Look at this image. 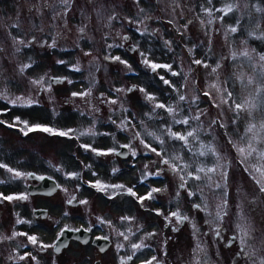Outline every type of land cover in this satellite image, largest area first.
<instances>
[{
	"label": "rangeland",
	"instance_id": "374dc122",
	"mask_svg": "<svg viewBox=\"0 0 264 264\" xmlns=\"http://www.w3.org/2000/svg\"><path fill=\"white\" fill-rule=\"evenodd\" d=\"M225 3L238 7L221 21L218 17L222 13L216 9L223 8ZM206 8L213 10L211 17L204 12ZM257 8L261 11H256ZM209 19L212 20L211 24L208 23ZM201 20L205 23L201 24ZM230 26H236L237 31L231 33ZM80 28L84 29L83 33L79 31ZM125 34L130 37L128 42L123 39ZM262 35L264 0H211V4L208 0H139V4L135 0H70L66 12L60 0H0V94L8 98H0V121L7 122L0 124V163L21 173L34 170L55 175L60 181L58 192L42 201L31 197L28 192L27 176L13 179L11 173L0 168V193L5 196L28 194L27 200L0 201V237H11L13 232H19L36 235L43 243L53 240L51 230L38 225L49 224L38 222L34 225L32 222L33 203L37 205L43 202L53 213L57 211L56 231L62 225H88L98 217L108 221L113 206L120 210L125 206L129 209L125 212L130 214L133 208L129 203L133 202L128 194L124 193V197L120 198L117 190L114 193L119 194L118 201L107 202L98 191L88 186L92 178L90 175L96 174L94 182L99 180L109 185L125 184L130 187L122 180L123 175L130 177L129 182H135L141 176L144 178L146 173L163 169L161 178L165 179L153 181V185L165 191L152 199L150 207L155 210L144 213L141 236L146 237L159 226H165L164 216L179 209L189 220L183 223L176 236L160 239L161 243L168 242L162 247L167 256L171 257L173 251L180 256L183 264H217L219 259L223 264H253L254 260L258 264L264 259V192L260 191L259 185L249 174L251 172L259 178V174L252 170V165L257 164L258 160L253 154L241 164L243 157L233 145L246 147L253 135L247 129L250 124H255L257 141L253 142V147L264 150V129L260 127L264 123V106H260L257 99L258 107L251 110V115L248 111H241L236 118L233 112L213 106V100L219 103V96L210 85L227 87L237 102L244 98L255 99L256 88L264 85V70L261 69L264 62L259 60V55L264 54ZM17 40L25 43L19 44ZM53 40L55 47L50 46ZM165 41L170 43L166 44ZM127 43L134 44L135 51L130 52L126 48ZM108 44L113 47L107 48ZM189 49L192 51L189 52ZM244 51L249 53V57L241 55ZM141 52L154 63L171 65L172 71L179 75L173 76L163 67L152 71L143 64ZM232 53H236L235 59ZM106 55L120 56L131 68L106 60ZM61 60L65 63H57ZM193 60H202L209 67L194 64ZM24 65L31 67L22 72ZM217 65L219 68L213 72ZM74 66H78L80 71L73 70ZM51 76L66 79L62 83H52L50 91L30 83L44 77L46 86ZM161 76L175 88L165 84ZM249 78L253 80L251 85L247 83ZM68 80L72 83H68ZM132 86H136V89L127 91ZM141 88L145 92L139 91ZM115 89L124 91L117 93ZM89 90L91 94L88 96H72L73 92ZM204 92H209L211 99L204 96ZM145 93L156 97V102L175 106L177 120L200 115L199 121L190 120L191 128L198 129V139L190 138L187 147H183L182 142L170 139L166 129L184 132L189 126L174 123L172 116L164 109H154L153 102L145 98ZM180 94L185 95L188 102L179 101ZM17 97L30 98L34 103L31 106H13L8 102ZM192 97L199 99L193 104L190 103ZM261 97L264 98V93H261ZM110 100H117V103H109ZM16 117L29 125L38 124L64 131L73 129L74 132L69 136H60L33 130L25 135L20 130L23 124L7 126ZM122 124L125 126L122 127ZM221 124L225 127H221ZM89 129L96 135H80ZM135 133H139L138 138H134ZM148 133L160 136L165 141L163 148L168 157H182L183 162L190 165L189 171L200 165L213 166L215 158L212 155L196 154L201 150V144L212 146L220 156V163L228 166L227 180L212 173L209 174L212 179L208 180L201 174V180L188 179L186 189H180L178 175L168 171L167 166L159 163L160 158L140 143V140H144L160 150L158 141ZM76 140L80 143H76ZM121 143L131 145V150L137 154H131L128 164L118 166L115 172V167L107 169L104 165L116 159L111 157L112 154L107 155L111 160H100L81 147L82 144H90L93 148L107 150L118 148ZM98 160L102 168L94 167ZM132 163H137L136 168L132 167ZM85 167L90 175H84ZM98 171L103 176H99ZM69 173H78L79 176L70 177ZM217 182L222 185L221 188L215 187ZM76 190L79 200L88 203L66 206L64 199L73 196ZM189 191L195 195L189 197ZM146 194L144 188L143 195ZM224 201L227 202L226 207H218ZM193 204L201 205L203 215ZM156 210L164 215H157ZM218 210L222 215L227 213L222 220L215 219ZM71 215L74 219L68 218ZM18 219L28 223L18 224ZM119 219L123 221L121 216ZM210 221L213 223L210 224ZM221 222L222 230L225 227L226 231L231 230L244 239L243 255L230 257L229 249L213 239L210 233H215V225ZM171 225H177L175 218L168 226ZM237 225L245 228L249 235L244 237ZM207 230L210 232L208 235ZM135 241L134 237L130 242ZM238 241L241 240L238 238ZM25 244L28 247H24ZM72 249V258H78V264H88L87 255L94 252L91 246L75 245ZM25 253L30 255L21 260L20 256ZM32 256L36 259L32 260ZM37 262L54 264L23 235L0 241V264Z\"/></svg>",
	"mask_w": 264,
	"mask_h": 264
},
{
	"label": "snow or ice",
	"instance_id": "6c2138e0",
	"mask_svg": "<svg viewBox=\"0 0 264 264\" xmlns=\"http://www.w3.org/2000/svg\"><path fill=\"white\" fill-rule=\"evenodd\" d=\"M135 2L137 4H139V0H135ZM60 3L62 5H64L65 12H66L70 6V0H60ZM208 3L211 4V0H208ZM236 7H238V5H233L231 3H225L223 8L216 9V11L222 13V15L220 17H218V19H220L222 21L224 19V16L228 15L230 12H233ZM140 11H143V9H141ZM256 11H261V9L257 8ZM204 12L209 17H211L213 10L211 8H206V9H204ZM110 19H115V17H111ZM129 23H133V22L129 21ZM200 23L204 24L205 21L201 20ZM208 23L211 24L212 20L209 19ZM185 27H187V25H185ZM79 31L81 33H83L84 29L80 28ZM229 31L231 33H235L237 31V27L236 26H230ZM260 38L264 39V35H262ZM13 39L15 40L16 38H13ZM123 39L127 40L128 37H123ZM16 42L19 44L25 43L23 40H17ZM165 43L169 44L170 42L165 41ZM50 46L55 47V41L54 40L52 42V45H50ZM115 46L116 47H122V45H115ZM112 47H113V45H111V44L107 45V48H112ZM191 51H192V49H189V52H191ZM85 55H91V53H85ZM140 55H141V57H143V61H142L143 64L146 67H149L152 71H156L157 69L163 67V68H166L169 71H171V74L173 76L179 75V73L172 71L171 65H160V64L154 63L151 60H149L143 52H141ZM241 55H243L245 57H249V53L247 51L242 52ZM232 58L233 59L236 58V53H232ZM105 59L111 60L114 62H119L121 64H124L129 69L131 68V66L128 65L127 61L122 60L120 56L106 55ZM259 60L264 62V54L259 55ZM57 63L63 64V63H65V61L61 60V61H57ZM193 63L197 64V65H202L205 68L209 67V65L202 60H193ZM28 67H31V65H24L21 68V71L23 72ZM217 68H219V65H217L216 68H213L212 71L215 72L217 70ZM261 69L264 70V64H261ZM73 70L80 71L78 66H74ZM64 79H66V78H64ZM160 79L165 84H168L171 87L175 88V86L171 85V82L167 79H164L163 76H161ZM62 82H64V80H62L60 78H56V77H50L46 86H45V78L44 77L30 81V83L37 85V86H40L43 90H46V91L51 90V84L52 83H62ZM67 82L72 83L71 80H68ZM247 83L249 85H251L253 83V80L251 78H249ZM210 87L215 89L218 96H219V103H217L215 100H213L212 101L213 106L217 107V108H222L223 110L233 112L234 116L236 118H238L239 113L241 111H248L249 115H251V110L258 107L257 103L255 102V100H257V99L260 100V106H264V98L261 97V93H264V85L258 86L256 88L255 99L244 98V99L240 100L239 102H237V99L233 97L232 91H230L227 87H222V86H219L217 84H212V85H210ZM135 89H136V86H133L132 88L127 89V91H133ZM115 91L117 93H119V92L124 91V89H115ZM139 91L145 92V90L142 88L139 89ZM176 91L179 92V89H176ZM90 94H91V91L89 90L87 92H82V93L73 92L72 96L73 97L88 96ZM203 95L207 96L211 99V95L209 92H204ZM0 98L8 99L3 94H0ZM145 98L148 101L153 102L154 109L155 108L164 109L167 113H169V115L172 116L174 123L189 126L188 129L184 132L172 131L171 128L166 129V134L168 135V137L170 139L182 142L183 147H187L189 145L190 138H191V140L198 139V129L191 128L190 120L199 121L200 115H196V116H192V117L185 116L183 119L177 120L176 119L177 108L175 106L166 105L164 103L156 102V97H154L151 94L145 93ZM198 99H199V97H192L190 103L194 104L197 102ZM178 100L181 102H188V98L183 94H180L178 96ZM8 102L10 104H12L13 106H31V104L34 103V101H32L30 98L25 99L24 97H17L15 100H9ZM18 102H19V104H18ZM108 102L112 103V104H116L117 100H110ZM0 114H2V113H0ZM233 122H235V120H233ZM5 123H7V122L0 121V124H5ZM128 123H130V121ZM212 123L215 124V123H217V121H212ZM16 124H23L24 127L21 128L20 130L22 132H24L25 135H27V132L33 131V130H40V131L48 132V133L53 134V135H60V136H69L72 132H74L73 129H68V130L64 131V130H58V129H55L52 127L42 126V125H38V124L37 125H29L27 121H21L19 117H16L14 122L7 124V126L8 127H14ZM124 126L125 125L122 124V127H124ZM220 126L225 127V125H223V124H221ZM260 127H261V129H264V123H262L260 125ZM255 128H256L255 124H250L248 129H247V132L252 133L253 135H252L251 139L249 140L246 147H242V146L238 147L236 145H233V147H236L238 154L241 157H243V159L240 160L241 164H244L246 160H248L250 157H253V154L256 155V159L258 160V163L252 165V170L255 173L259 174V178H257V176L253 175L251 172L249 174L252 176V179L255 181V183L257 185H259L260 191L264 192V150H258L257 148L253 147V142L257 141V134L254 131ZM25 129H27V131H25ZM80 135H96V133L92 129H89L86 132H81ZM148 135H151L156 141H158L159 145L161 146L160 150L158 151L157 148L152 147L151 144L145 143L144 140H140V143L144 146L145 149L149 150L152 153H155V155L160 158L159 163L161 165L167 166L168 171H171V172L178 175L179 180H180L179 187L181 189H186L188 179L201 180L202 179L201 174H203V177L207 178L208 180L212 179V176L209 175L210 173L218 174L220 179H222L224 181L227 180V175H228L227 168H228V166H227V164H221L220 163V156L217 153L216 149L213 148L212 146L201 144V150L196 154L199 156H206L209 154L212 155L215 158L213 166L206 167L204 165H200L198 168H195V169H192L191 171H189L188 169L190 168V165L187 163H184L182 157H180L178 155L173 156L171 158L168 157V155L165 153L164 148H163L165 141L163 139H161L160 136H157L155 133H148ZM138 137H139V133H135L134 138H138ZM77 138H79V137H77ZM229 143H231V141H229ZM81 147H83L86 151H88V150L92 151L95 155H109V154L125 155V153L117 152L115 147L107 149V150H100L97 148H93L90 144H82ZM119 147L128 148L131 150V145H119ZM188 150L191 151L190 148ZM131 154L133 156H135L137 153L135 150H131ZM88 167H90V166H88ZM145 167L147 168V165H145ZM0 168H4L9 173H11L13 179L23 178L25 176H33V178H37V179H41V180L45 179L44 177H35L34 174H31V173H21L20 171L14 170V169L8 167V165L2 164V163H0ZM58 171H59V169H58ZM113 171L114 172L118 171V169H114ZM162 171H163V169H160L155 173H146L144 175V179H147V177L151 176V175L158 176L161 174ZM245 171H248V168H245ZM68 175L70 177H74V178H78V176H79L78 173H69ZM0 182H2V181H0ZM91 186L96 188L98 191H101V192H106L108 189L121 190L123 193H126L132 197H135L137 199V202L140 203L142 206H143L145 200L154 199V195H153L154 193H158V192L163 191L160 188H151L147 192L146 195L138 196L137 193L133 190V188L126 187L125 185H122V184L109 185V184H105V183H102L101 181L97 180L95 183H91ZM215 187L221 188L222 185L219 182H217L215 184ZM64 191H67V189H64ZM188 195H189V197H191V196L195 195V193L189 191ZM109 198H112V197L110 196ZM27 199H28L27 193H20V194L7 195V196H5L3 193H0V201H3V200H7V201L27 200ZM74 202L78 203V204H85V205L88 203V201H86V200H77V197L74 195L71 196L67 200V204H69V205H72ZM226 205H227V202L224 201L223 205L218 206V207L222 208V207H226ZM193 207L197 210H202L200 204H193ZM156 214L161 215V216L164 215V213L159 211V210H156ZM226 214H227L226 212L223 213V215H226ZM65 215H67V213H65ZM223 215L221 214V211L218 210L216 212L215 219L216 220H222ZM173 218H175L177 225L183 223L184 221L189 220V217L182 215L181 212L179 211V209H177L175 211L169 212V214L167 216H164V219L166 221V226L172 224ZM129 219H130L129 217H122V220H124V221H127ZM17 223L18 224L19 223H28V221L18 219ZM102 223H104V221H102ZM107 223L110 224V222H107ZM209 223L211 224L213 222L210 221ZM193 228L195 229L194 224H193ZM237 228L240 229V231L243 233L244 237H247L249 235L248 231L245 228L241 227L240 225H237ZM173 230L176 231V230H178V228L174 226ZM77 231H79V230H77ZM86 231H91V229L90 228L86 229ZM214 231H215V234L217 236L220 235L219 228H214ZM19 235L25 236L27 238V241L31 245L37 246L41 250H45V249L51 247L56 252H59L60 251L59 245L61 243L60 237L64 235V231L62 230L58 234L56 242H54L52 244L43 243V241H40L36 235H29L28 233H19V232H13L11 237H0V241L12 239V238L19 236ZM118 235L123 236L125 240L128 239V237L123 232L118 233ZM154 235H156V233H148L149 237L154 236ZM238 238L241 240V244H243L244 243L243 238L234 237L233 239L235 240ZM105 239H107V237H105ZM85 242H87V241H85ZM24 247H28V244H25ZM122 247H123L122 244L117 245L118 249L122 248ZM131 247L134 250H141L145 247H149V245H147L143 241H141L140 243H133L131 245ZM197 248H199V244L197 245ZM101 251H103V249H101ZM241 251H243V249H241ZM29 255H30L29 253H25V255L20 256V259L25 260ZM237 255H239V253H237ZM31 259L35 260L36 257L32 256ZM127 259L131 260L132 256L131 255L128 256ZM154 262H155V264H159V261L155 255H153L150 259L143 261V264H154ZM37 264H38V262H37ZM120 264H127V262L125 261V259L123 257L120 258ZM197 264H199V262H197ZM253 264H257V262L254 260ZM258 264H264V259H261L258 262Z\"/></svg>",
	"mask_w": 264,
	"mask_h": 264
},
{
	"label": "flooded vegetation",
	"instance_id": "af4514ba",
	"mask_svg": "<svg viewBox=\"0 0 264 264\" xmlns=\"http://www.w3.org/2000/svg\"><path fill=\"white\" fill-rule=\"evenodd\" d=\"M76 143H80L79 140H76ZM119 145H126V144H119ZM92 146V145H91ZM79 147V146H77ZM122 149V147L116 148V151L119 152ZM85 150V149H84ZM85 152L87 153H92L94 154L92 151L88 150ZM131 155V150L127 148V155L125 157H121L120 155H115L112 154L111 157L114 156L113 159L114 161L112 162H105V168L107 169H113L115 167V169H118V166H125L128 164L129 161V156ZM100 160L104 159V160H111L109 158V156L107 155H96ZM112 163H114V165L110 166ZM84 165V162H83ZM94 167L97 168H102V164L101 162L98 160L96 161V163L93 164ZM132 167L136 168L137 163L134 164L132 163ZM125 169V168H123ZM34 172L37 175L43 176V175H47L50 178H53L56 183H57V188L54 191L53 194H34L30 192V185H34V186H39L41 184L40 180L37 179H31L29 178V176H27V190L28 192L31 194V197L37 198V199H42V201L45 198H50L53 197L58 190L60 189V181L58 179L57 176L55 175H51V174H41V173H37L34 170H31L29 172ZM28 172V173H29ZM157 171H152V173H155ZM162 174V173H161ZM161 174L156 176V175H152L151 178L147 177V179H144L142 176L139 177L135 182L134 180L129 182V178L126 177V174L123 175L122 180L129 184L130 188H133V190L137 193L138 196H144L143 195V190L145 188V190L148 192L151 188H159V186L157 185H153V181H157L158 179H165V178H161ZM84 175H90L89 174V169L87 167H85L84 169ZM98 175L99 176H103V173L101 171H98ZM143 175V174H142ZM96 174L92 173L90 175L89 179V187L91 188V190L95 189L96 191H98L96 188L91 186V183H95L94 179H95ZM79 182V181H78ZM91 182V183H90ZM125 185V184H122ZM126 186V185H125ZM149 186H151L149 188ZM181 189V188H180ZM109 190V189H108ZM108 190L106 192H101L98 191L100 196H103L104 199L107 202H114L116 203L119 199V194L114 193L117 190H111L110 192H108ZM164 192L165 189H162ZM169 190V189H167ZM185 190V189H182ZM120 193V198L124 197V193L121 190H118ZM160 194V192L158 193H154V198L155 196H158ZM74 196L77 197V200H79V193L76 190L73 193ZM112 198H109V197ZM129 198L131 199V201L133 202V204L129 203L131 209H132V213L127 214L125 211L129 210L126 209L125 206H123L122 210L116 208V206H113L110 210V213L112 214V216L109 218L108 221H105L104 217H98V218H94L93 222H91L90 224L86 225V224H69V225H62L58 231L55 230V227L57 226V220L59 218V215L56 211V213H53V211L48 207V205H46L45 203H37V205L35 203L32 204L31 207V215L33 217L32 222L34 223V225H37L38 222L43 223V224H49V226L46 225H40L38 224L41 228L43 229H50L51 230V239H53L51 242H47L45 244H52L54 242H56L57 240V236L58 234L62 231L63 228H73V229H79L81 227H83L84 229H91V231L89 232V240L86 243H83L80 240H75V239H71L69 241V243L67 244V246L63 247L62 249H60L59 252H56L53 248L49 247L45 250H42V252L44 254L47 255V258L49 260H51V263L54 264H78V258L74 259L72 258L71 255V251H73L72 247L77 245L79 247H84V246H91L94 249V252L92 255H87V259H88V264H120V258L123 257L125 259V261L127 262V264H143V261L150 259L153 255H155L159 261V264H183L180 256L178 254H176L175 252L172 251L171 253V257L167 256V252L164 251L162 249V247L164 245H167L168 242H164L161 243L160 239L162 237H164V239H170L173 236L177 235V232L181 230L183 223L179 224V225H171V227L169 226H159L158 229L153 230L152 233H156V235L149 237H142L141 235V230H142V226H143V215L146 212H150V211H154L155 208L154 207H150V203L152 201V199L149 200H145L143 206L137 202V199L135 197H132L130 195H128ZM69 198L64 199V204L66 206H75L78 205V203H73L72 205L67 204V200ZM186 199V198H185ZM109 206V203H108ZM45 210L46 216L43 217L41 216V214L35 215V211L36 210ZM200 214L203 215L202 210H199ZM234 213H236V211H233ZM41 213V212H40ZM129 217L130 219L127 221H121L119 219V217ZM68 218L74 219L73 215L68 216ZM102 221H104V223H102ZM107 222H110L107 223ZM221 224L219 225H215V228H219L220 230V235L217 236L215 233H210L208 230L206 231V234L208 235L209 233L213 236L214 240H218V244L221 246L226 247L227 249H229L230 251V257H239L241 255H243L244 253V249H245V243L241 244V241H238V239H233L234 237H237L235 235V233L231 232V230H225L223 228V230L221 229ZM156 225V224H155ZM177 227L178 230L174 231L173 227ZM99 228V230H98ZM112 231V232H110ZM115 231V232H113ZM120 232H125L124 234L128 237L127 240L124 239L123 236H119L118 233ZM158 235V236H157ZM157 236V237H156ZM104 238L101 245H97L95 244V239L96 238ZM105 237H107V239H105ZM136 238L135 242H130L133 241V238ZM156 237V238H155ZM155 238V239H154ZM141 241H143L145 244L149 245V247H145L141 250H134L132 249L131 245L133 243H140ZM118 244H122L123 247L122 248H117ZM101 249H103V251H101ZM241 249H243V251H241ZM115 253V255L113 256V254ZM134 253V254H133ZM237 253H239V255H237ZM75 254V252H74ZM109 255V257H107ZM132 256L131 260H128L127 257L128 256ZM113 256V257H112ZM224 262L222 260H217V264H223ZM155 264V262H154ZM227 264H230V262H228Z\"/></svg>",
	"mask_w": 264,
	"mask_h": 264
},
{
	"label": "water",
	"instance_id": "95a60500",
	"mask_svg": "<svg viewBox=\"0 0 264 264\" xmlns=\"http://www.w3.org/2000/svg\"><path fill=\"white\" fill-rule=\"evenodd\" d=\"M124 37H128L127 40L125 41H129L130 37L128 34H125ZM126 48L130 51L133 52L135 51L136 47L134 44L132 43H128L126 45ZM52 77H56V78H60L62 80H65V77H59V76H52ZM53 84H57V83H53ZM133 87V86H132ZM119 152L121 153H125V155H120L121 157H125L127 155V148H122ZM31 174H34L35 177H44L45 179L41 180V179H37V178H33V176H29V178L31 179H37L41 181V184L39 186H34V185H30V192L34 193V194H53L54 191L57 188V183L53 178H50L47 175H37L36 173L29 172ZM41 212V213H40ZM41 214V216L45 217L46 213L45 210H36L35 211V215ZM64 231V235L60 237V249H62L63 247L67 246V244L69 243V241L71 239H75V240H80L82 242L88 241L90 236H89V232L86 231V229H84L83 227L79 228V229H73V228H63L62 229ZM79 230V231H77ZM104 238H96L95 239V244L97 245H101L102 241Z\"/></svg>",
	"mask_w": 264,
	"mask_h": 264
}]
</instances>
